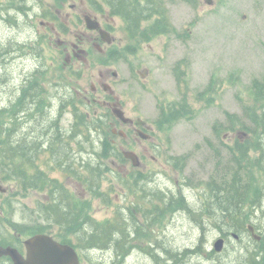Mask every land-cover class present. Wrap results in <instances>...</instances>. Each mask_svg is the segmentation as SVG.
<instances>
[{"label": "rangeland", "instance_id": "374dc122", "mask_svg": "<svg viewBox=\"0 0 264 264\" xmlns=\"http://www.w3.org/2000/svg\"><path fill=\"white\" fill-rule=\"evenodd\" d=\"M210 1L211 5L205 0L168 2L167 14L175 31L155 36L148 42L127 40L122 21L105 11L113 19V42L105 45L102 54L90 47L86 64L65 65L64 47H58L57 43H74L75 34L93 35V32L85 28L83 15L69 9L70 3L78 8L80 0H39L38 22L57 15V21L67 25L65 16L70 13L79 16L82 22L61 25L64 33L54 34L50 33L49 26H40L39 68H43L44 75L37 76L36 80L38 85L42 83V90L38 91L36 104L25 101L23 113L17 115L22 98V92L18 94L17 89L14 90L20 83L18 63L0 66V110L4 109L0 126L6 130V135L10 134L12 141L28 140L41 146L35 156V167L58 181L69 195H74L75 209L89 216L96 226H112L113 222L107 221L112 217L116 220L117 215L114 225L119 226L118 230H125L129 243L124 252L114 258V264H164L166 258L163 257L167 254L181 253L185 248L195 250L199 239H202L199 257L194 254L177 264H241L255 246L248 233H241L239 239L229 238L223 250L213 255V244L225 228L205 224L208 215L203 213L204 220L200 219L195 210L206 212L204 206L209 195L205 182L213 176L218 181L225 177L230 180L229 170L233 167L229 163L240 155L235 149L236 142L245 145L246 141H255L241 129L221 128L217 137L213 127L228 125L226 113L244 119L246 107L257 113L264 112V102L255 104L252 94L253 81L264 79V0ZM16 4V1L0 0V14H5L7 7L16 8ZM38 22L35 20L36 24ZM0 24V38L3 37L1 32L9 35L2 21ZM177 63L183 66L179 82L173 71ZM99 71L111 83L112 72H117L113 88L122 101V109L128 117H139L152 124L150 140L136 138L131 130L127 139L112 135L110 123L123 132L128 129L115 125L111 118L107 120L108 126L101 127L99 134L92 132L93 136L84 128H74V114L84 109L80 93L89 94L90 86L96 85ZM143 71L147 74L141 78L139 74ZM93 109L102 115V110L94 107L91 113ZM170 110H173L172 115ZM245 122L248 124L247 120ZM59 132L66 143L64 152L68 149L76 170L70 178L60 167L54 168L49 152L44 150ZM261 136L264 147V134ZM105 141L111 146L107 156L102 155ZM125 150L137 154L138 168L119 155ZM256 156L255 151H249L247 160L238 168V176L242 184L249 185L243 212L260 228L258 224L264 216V173L254 165ZM175 158H179L176 168L173 166ZM87 164L98 171L86 173ZM75 178L82 179L83 190L76 185ZM91 182H94L92 186ZM91 187L94 190L91 191ZM50 191V187L42 191L25 190L0 174L2 233H7L11 240H16L17 235L25 240L37 232H51L50 224L39 211L48 202ZM172 196H176V201L184 197L182 201L190 210L179 208L175 201L166 208ZM145 207L149 211L146 216L138 211H144ZM51 234H56L60 241L71 239L57 227ZM158 242L166 252L155 262L149 252L150 247L159 248ZM112 255L111 249L102 259L107 260ZM87 264L106 262L89 257Z\"/></svg>", "mask_w": 264, "mask_h": 264}, {"label": "trees", "instance_id": "16d2710c", "mask_svg": "<svg viewBox=\"0 0 264 264\" xmlns=\"http://www.w3.org/2000/svg\"><path fill=\"white\" fill-rule=\"evenodd\" d=\"M141 1H143L144 4H142ZM158 1L160 0H103L107 7H109L111 14L118 15L123 19L125 23V31L131 39L137 37V34L140 32V23L142 21H147L150 20V18L155 17L151 25H149L148 28L141 33L140 38L142 40H149V35L169 33L173 29L166 17L167 15L164 7ZM21 10L22 9L20 7V13L25 16V12H21ZM6 13L5 18H9L7 19V22L10 23L9 25L14 24L11 23L12 17ZM8 31L10 32L9 35H6L5 32H1L3 37L0 38V40H2L0 41V51L4 54L6 53V59L9 54L7 44L15 37L16 30L14 25H12L11 29H8ZM6 42L7 44H5ZM13 43L14 41L10 45H13ZM6 64L7 62L4 60V57H2L0 59V66L6 67ZM42 69L40 68L39 70L40 77L44 75V71H42ZM38 90H42V83H39ZM252 94L254 96L255 104L264 102V79L263 81H253ZM181 108L183 109V106H181ZM3 111L0 110V115L3 114ZM86 112L77 115L75 113V126H80L79 128L83 127L85 130H89L91 132L92 128H99L100 124H102V120H95L96 118H92L89 122L86 120ZM225 115L228 120V125L225 128L221 125H215L213 127L214 136H219L222 130L221 128L226 131L241 129V132H244L246 136H250L251 138L254 137L255 141H246L245 145L236 142L235 149L240 155L238 157L235 156L233 161L229 163L233 167V169L229 170V176L231 177L230 180L227 181L225 177L222 181H218L217 178H214L213 176V178L211 177L207 182H205L206 190L209 195V199L204 206L206 212L195 210V214L203 220V213L207 214V219L204 220L205 224L211 223L216 228H225V231H223L224 236H232L235 234L239 239L241 233H247V225L252 221L250 220V217L243 212V205L246 203V199L249 196V185H244L240 182L241 179L238 176V168L241 167L244 160H247L249 151H255L257 156L253 161L254 165L264 173V147L261 142V134H264V112L257 113L252 108L246 107L243 114L244 119H240L234 114L230 115L226 113ZM173 118L175 119L176 117L173 115ZM245 120L248 121V124H246ZM50 129L53 130V127L51 126ZM56 130L57 126H55V132H58V130ZM5 131L6 130L3 129L1 125L0 174L8 179H13L25 190L37 189L42 191L44 188L50 187L52 190L50 191L49 203L45 206H41L40 204L38 205L42 207L39 208V211L42 213V217L44 218L43 220L50 225L56 224L57 226L62 225L63 227H75L76 223L83 217L69 216L62 213L63 210L75 209L72 204V196L69 195L67 191L56 181L48 178L43 172L39 171L34 166L35 156L40 150H38L37 147L33 149L31 144L26 145L21 142L23 144L21 145L18 141H14V145L12 144L13 142L9 143L8 139L10 138V134L6 135L7 132L5 133ZM40 132L42 133V129ZM60 136L61 133L59 132L55 139L57 140ZM58 140L60 141V139ZM110 147L111 146L107 141H105L104 144L102 142L103 156H107L111 153V151H109ZM49 150L56 158H59V155L64 153L63 148L57 149L56 147L50 146ZM231 151L233 152V149ZM178 160L179 158H175L173 161V166L175 168L179 163ZM64 170L69 171L73 175L75 173L74 169L70 165H65ZM92 170L98 171L95 168L90 167V164H87L86 171L90 172ZM232 171L234 172L232 173ZM95 175L96 174L94 172V177ZM173 198L175 197L170 198L166 208H170L174 201L176 202V206L179 208H187V205L184 204L182 199L176 201L173 200ZM261 202L259 205H261ZM260 218L261 217L257 219ZM83 219L88 221V218L84 217ZM199 224L201 225L202 222ZM258 226H260V228L255 226V229H261L258 231V235L261 239L258 242L255 241V246L251 248L252 252L249 251L245 255L246 261L241 264H264V216L262 217V223L260 221ZM201 229L203 228L201 227ZM199 240V245L195 251H184L182 254H167V258L174 261V263H177L184 261L185 258H188L186 257L187 254H197V252L201 250L202 244V239ZM250 240L254 241L251 237Z\"/></svg>", "mask_w": 264, "mask_h": 264}, {"label": "flooded vegetation", "instance_id": "af4514ba", "mask_svg": "<svg viewBox=\"0 0 264 264\" xmlns=\"http://www.w3.org/2000/svg\"><path fill=\"white\" fill-rule=\"evenodd\" d=\"M16 1V8L7 7L5 10L7 11L6 14H9L12 19L11 23H14V28L16 30L17 37H14V39L10 40L7 44V50L9 51V54L6 56L3 52L0 51V59L4 57V60L9 64L18 63L19 67V78L20 83L18 86H15V89H17V92H22V98H21V108L23 109L25 101H31L32 105L36 104L37 97H38V81L36 80L37 76H39V51H40V38H39V29L40 26L42 28H46L49 26V31L51 34H54L55 32L64 33L61 32V25L63 26H71L72 24L78 25L82 22L84 23V20L88 17L90 18L94 23L99 24V29L103 30L104 32L109 33V35H100L97 31H91L93 32V35H87V34H75L73 36L74 43H67L66 45L62 42H58V47H64L63 53L65 54V65L68 64H86V59L90 53V47L94 49L98 54H102L105 52V45L108 46L113 42V39L111 37V27L113 19L109 17L104 12L106 11L107 5L103 2V0H80L78 8L74 4L69 5L70 11H74L73 13H78L79 15H83L82 20L79 16H74L71 13L65 16V22L66 24L60 23L57 21V15L56 16H50V18L47 21L38 22L40 14H39V0H11ZM85 3L86 6L83 4ZM62 6V5H61ZM81 6H84V9L81 8ZM23 9L21 12L25 11V16L20 13V8ZM23 7V8H22ZM58 10H61V7H59ZM110 10V9H109ZM12 11H15L14 13H11ZM107 12V11H106ZM59 15V11L56 12ZM20 15V16H19ZM100 16V18H99ZM118 16V15H117ZM45 17V16H44ZM45 18H48L46 16ZM61 18V17H60ZM7 19L5 18V15L0 14V20L5 24L7 29H11L12 25H9L10 23L7 22ZM35 20L38 22L35 23ZM7 24V25H6ZM85 25V24H84ZM108 37L110 41H105L103 38ZM127 40L129 38L125 36ZM14 41L13 45H10ZM147 72L143 71V73L139 74L141 78H144L146 76ZM113 81L112 83L109 81V78L107 79V76L103 74V72L99 71L98 76L96 78V85L92 84L90 86V92L89 94H83L81 95V105L84 107V109L80 113H85L86 111V120L90 122L92 118H101V115H98V111L96 109L92 110V113L90 112V109L92 107L98 108L102 110V114L104 115V119L108 120L111 118L114 121L115 125H119L125 127L128 129V131L125 132L124 139H127L129 137L130 130L132 133L136 135V138L141 139V135H144L146 137L145 140H150L152 138V131L151 127L152 124L148 123L147 121H144L140 119L139 117L136 119H132L125 115L123 109H122V101L118 94H116V91H114L113 85L117 82V72L113 71L111 74ZM98 85V86H97ZM107 86L106 90H104V86ZM33 107V106H32ZM82 107V108H83ZM86 107V108H85ZM119 108L121 112L123 113L124 118L127 120V122H122L119 118L115 117L113 115V109ZM79 109V108H78ZM77 110V107H76ZM86 110V111H85ZM138 121L143 122V124H137ZM107 125V124H106ZM108 126V125H107ZM111 128H116L113 124H109ZM118 130V128H117ZM142 140V139H141ZM25 143H34L32 141L26 140ZM58 161L65 162L64 157L62 159H58ZM63 165V163H62ZM76 183V182H75ZM76 185L80 189H84L83 185L80 183H76ZM142 189H145V187L142 185ZM0 203V207H1ZM63 214L69 215V216H80L88 218L89 216H85L80 210L73 209V210H63ZM146 211L144 212V214ZM116 217V216H115ZM79 220L75 227H57L59 230L65 231L69 233L71 239H64L69 240L67 242L60 241L58 239L56 234L52 235L50 234L56 241L62 243V244H69L71 247L74 248L75 252L78 255L79 258V264H87V259L89 257L95 258L97 250H102L104 248L113 247L116 251L119 249H125L126 247V239L123 236V233H121L120 230L117 229L119 227L118 225H114V217H112L107 222H113L112 226H96L90 224L93 220L90 218L88 221L84 219ZM77 221V220H76ZM89 223V228H86V224ZM56 224L51 226V233L52 229H55ZM88 230V231H87ZM16 240H11L9 235L7 233H2L0 230V247L2 249L11 247L15 249L21 256L25 257V248H24V240L21 239V235H17ZM57 238V239H56ZM124 246V247H123ZM88 250V251H87ZM94 250V251H93ZM96 250V251H95ZM86 253L88 255H86ZM220 253V252H219ZM213 252L212 254H219ZM98 255V254H97ZM98 258V257H97ZM106 259V258H105ZM107 264L111 262V258L109 257L107 260ZM0 264H12L10 258L8 256H0ZM114 264V262L112 263Z\"/></svg>", "mask_w": 264, "mask_h": 264}, {"label": "water", "instance_id": "95a60500", "mask_svg": "<svg viewBox=\"0 0 264 264\" xmlns=\"http://www.w3.org/2000/svg\"><path fill=\"white\" fill-rule=\"evenodd\" d=\"M89 29H93L94 25L87 24ZM107 86H104L106 90ZM113 115L122 122H127L124 118L123 113L119 108L113 109ZM137 124H143V122L138 121ZM115 133V131H113ZM120 136H123V133L118 132ZM142 138H146L144 135H141ZM124 158L131 161L134 167L139 166V160L135 153L130 151H124ZM249 231L253 233V228L249 227ZM255 240H259L260 237L252 234ZM224 240L222 238L218 239L214 243V250L219 252L223 247ZM26 247V258L24 259L20 256L16 250L11 248H6L4 251L0 250V255H9L13 261V264H79L77 254L74 249L69 245L60 244L54 241L50 236L44 234H37L25 241Z\"/></svg>", "mask_w": 264, "mask_h": 264}, {"label": "bare ground", "instance_id": "6f19581e", "mask_svg": "<svg viewBox=\"0 0 264 264\" xmlns=\"http://www.w3.org/2000/svg\"><path fill=\"white\" fill-rule=\"evenodd\" d=\"M23 8V7H22ZM20 9V8H19ZM22 11H23V9H22ZM25 12V11H24ZM20 16V15H19ZM1 21V20H0ZM3 21V20H2ZM1 25V24H0ZM5 25V24H4ZM7 25V24H6ZM2 29V28H1ZM11 31V30H10ZM6 44V43H5ZM88 231V230H87ZM88 251V250H87ZM94 251V250H93ZM96 251V250H95Z\"/></svg>", "mask_w": 264, "mask_h": 264}]
</instances>
